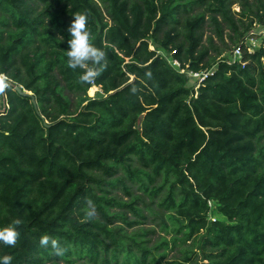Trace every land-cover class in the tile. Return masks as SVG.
Here are the masks:
<instances>
[{"label":"trees","instance_id":"16d2710c","mask_svg":"<svg viewBox=\"0 0 264 264\" xmlns=\"http://www.w3.org/2000/svg\"><path fill=\"white\" fill-rule=\"evenodd\" d=\"M237 2L235 13L230 0H0V227L20 221L0 256L264 264V32L255 49L244 40L264 28V0ZM76 14L105 53L91 85L66 64ZM190 72L207 73L198 89ZM94 84L105 96H88ZM128 180L158 199L170 239L150 245L153 230L125 228L147 218L141 196L114 194L133 196ZM171 243L181 248L168 259Z\"/></svg>","mask_w":264,"mask_h":264},{"label":"rangeland","instance_id":"374dc122","mask_svg":"<svg viewBox=\"0 0 264 264\" xmlns=\"http://www.w3.org/2000/svg\"><path fill=\"white\" fill-rule=\"evenodd\" d=\"M235 1V2H234ZM238 0H230L231 2V9L232 11L239 12L241 11V5L239 2H237ZM233 2V3H232ZM197 10L199 9H194L191 13H195L197 12ZM235 16L237 18L241 17L238 14H235ZM263 26L261 25H255L254 28L247 34V36L245 37V45H247L249 47V50L255 49L257 47L260 46L263 36L261 33L264 32V28H262ZM226 32L228 33L229 30L227 29ZM213 34L211 29L206 25L204 28V39H206L209 35ZM217 40V39H216ZM226 40L227 43L230 45V49L224 54L225 57L227 58H231L234 55L235 50L237 49V45L233 44L230 40L228 35H226ZM150 48L154 49V48H158L160 49L159 51L161 52L162 49L160 47H158L156 44H154L152 41L150 42ZM218 44L222 47L221 43L218 42ZM164 51V50H163ZM166 52V51H165ZM167 54H169L168 52H166ZM170 58V57H169ZM171 59V58H170ZM215 68H213L214 70ZM212 70V71H213ZM189 81H188V86L190 87H194L195 89H198L199 87V82L201 81V77L202 74H200V76L195 75L194 73L190 72L189 73ZM2 78H6L5 75H2ZM2 83H4V81H2ZM94 86H96L97 88H94ZM27 94H30L33 96L32 92L29 91H24ZM88 96L92 97V98H100L105 96L102 88L100 86L97 85H92V87L88 90ZM137 163H135L134 165H136ZM122 175L125 176L124 172H121ZM161 181V179L159 178L157 181H155L154 185L158 184ZM128 183L130 185H132V193L133 196H130L128 194H126L122 189H116L114 191V194L118 195V197L121 198V200L123 201V203H129L132 200V197H137V196H141V201L138 202V205L144 208V212H145V216L147 218L145 219H139L137 217H135V215L129 211L127 208H122V207H112L111 211L112 212H122V211H126L127 215L130 219H139V221L141 222V224H137L133 227H128L127 225L124 224L125 228L128 231H133L136 229H146V230H153V233L150 234V239L151 242H149L150 245H154L157 242H159L163 237L170 239L171 235L168 234V232L166 230L163 229V225L161 223V220L164 218L165 214L163 212V210H161L158 207L157 198H151L149 196V193H145L143 189H141L140 184L138 183H133L131 180H128ZM166 190H164L165 192ZM163 194V193H162ZM154 202V203H152ZM147 204V206H146ZM212 204V203H211ZM154 212H158V213H162L161 217L162 218H158ZM171 248L167 249L169 256L168 259H172L175 257H178L179 255V249L181 248L180 246H177L176 248H174L172 246V243L170 245Z\"/></svg>","mask_w":264,"mask_h":264},{"label":"clouds","instance_id":"9594fccd","mask_svg":"<svg viewBox=\"0 0 264 264\" xmlns=\"http://www.w3.org/2000/svg\"><path fill=\"white\" fill-rule=\"evenodd\" d=\"M68 34L67 67L73 70L80 69L79 81L82 84L91 85L99 76L100 68L104 65L105 53L96 47L91 40V34L87 29L86 14L74 15V20L68 28ZM91 214L89 213V215ZM19 224L20 221L17 219L5 227H0V243L14 246L18 237L16 229ZM49 242L50 238L47 236L40 240L42 246H47ZM51 245L56 249L57 255H62V249L58 247L57 241L51 240ZM11 261L12 257L9 255L0 256V264H11Z\"/></svg>","mask_w":264,"mask_h":264},{"label":"built area","instance_id":"2783aa9c","mask_svg":"<svg viewBox=\"0 0 264 264\" xmlns=\"http://www.w3.org/2000/svg\"><path fill=\"white\" fill-rule=\"evenodd\" d=\"M241 55H242L241 49L237 47V49L234 52V55L231 57L232 62H235L236 60L240 59ZM172 63L176 67L179 66V63L177 61H172ZM184 71L185 70H181V72H184ZM192 73H194L197 76H200V74H202L201 79H203L207 75V73L205 72H192Z\"/></svg>","mask_w":264,"mask_h":264},{"label":"water","instance_id":"95a60500","mask_svg":"<svg viewBox=\"0 0 264 264\" xmlns=\"http://www.w3.org/2000/svg\"><path fill=\"white\" fill-rule=\"evenodd\" d=\"M16 89H17L18 91H20V92L22 91L21 88H20L19 86H16Z\"/></svg>","mask_w":264,"mask_h":264},{"label":"bare ground","instance_id":"6f19581e","mask_svg":"<svg viewBox=\"0 0 264 264\" xmlns=\"http://www.w3.org/2000/svg\"><path fill=\"white\" fill-rule=\"evenodd\" d=\"M94 88H97L96 86H94Z\"/></svg>","mask_w":264,"mask_h":264}]
</instances>
